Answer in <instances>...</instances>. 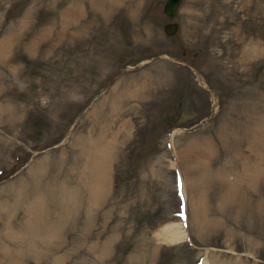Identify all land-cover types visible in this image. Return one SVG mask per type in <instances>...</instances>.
<instances>
[{"label":"rangeland","instance_id":"obj_1","mask_svg":"<svg viewBox=\"0 0 264 264\" xmlns=\"http://www.w3.org/2000/svg\"><path fill=\"white\" fill-rule=\"evenodd\" d=\"M163 3L0 0V264H264V0Z\"/></svg>","mask_w":264,"mask_h":264},{"label":"water","instance_id":"obj_2","mask_svg":"<svg viewBox=\"0 0 264 264\" xmlns=\"http://www.w3.org/2000/svg\"><path fill=\"white\" fill-rule=\"evenodd\" d=\"M180 0H164L162 10L164 14L168 17H172L175 14L176 8ZM176 22H168L163 25L164 32L166 34H171L176 29Z\"/></svg>","mask_w":264,"mask_h":264},{"label":"bare ground","instance_id":"obj_3","mask_svg":"<svg viewBox=\"0 0 264 264\" xmlns=\"http://www.w3.org/2000/svg\"><path fill=\"white\" fill-rule=\"evenodd\" d=\"M197 209H196V213H197V215H199L200 216V209H199V207L197 206L196 207ZM199 221H200V219H199ZM176 224V223H175ZM171 226H173L172 224H168V225H166V226H163L161 229L163 230V233H164V236L166 237V238H168L169 240H172V241H177V240H181L182 239V237H183V234H182V232L179 230L180 228H176V227H171Z\"/></svg>","mask_w":264,"mask_h":264}]
</instances>
